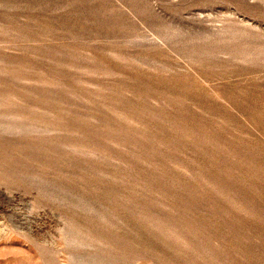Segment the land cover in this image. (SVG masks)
I'll return each instance as SVG.
<instances>
[{
    "label": "rangeland",
    "instance_id": "obj_1",
    "mask_svg": "<svg viewBox=\"0 0 264 264\" xmlns=\"http://www.w3.org/2000/svg\"><path fill=\"white\" fill-rule=\"evenodd\" d=\"M0 264H264V0H0Z\"/></svg>",
    "mask_w": 264,
    "mask_h": 264
}]
</instances>
